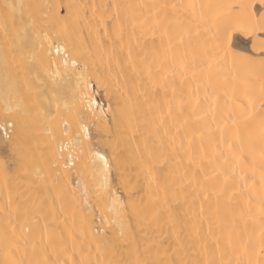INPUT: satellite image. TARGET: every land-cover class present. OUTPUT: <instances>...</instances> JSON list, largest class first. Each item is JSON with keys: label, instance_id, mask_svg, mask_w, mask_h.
<instances>
[{"label": "bare ground", "instance_id": "obj_1", "mask_svg": "<svg viewBox=\"0 0 264 264\" xmlns=\"http://www.w3.org/2000/svg\"><path fill=\"white\" fill-rule=\"evenodd\" d=\"M6 3L36 29L21 50L0 16V261L264 264V0Z\"/></svg>", "mask_w": 264, "mask_h": 264}, {"label": "snow or ice", "instance_id": "obj_2", "mask_svg": "<svg viewBox=\"0 0 264 264\" xmlns=\"http://www.w3.org/2000/svg\"><path fill=\"white\" fill-rule=\"evenodd\" d=\"M31 7H32V5H25L23 3H21V4H15V3L7 4L6 3L3 5V11L0 12V16L3 17V26L5 28V35L6 36L9 35L8 28H9V23L11 22V27L15 31V36L20 41L19 47L21 48V50L28 47L29 33H30V31L35 32V29H36V21L30 13L28 14L27 21H25V19H24L25 14H26V9H29ZM17 10H19V23H17V19H18L17 18ZM261 31H264V25L261 26ZM230 39L231 38L228 34V29L225 28L224 29V40H225V42L230 43ZM41 47H43V46H41ZM60 50L61 49L57 46L56 51L59 52ZM226 52H227V50H226ZM5 63H6V67H7V60ZM40 64H41V66H43V61H41ZM261 71H262V74H264V61H261ZM51 75H52L53 83H55V75H58V72L55 74H51ZM26 83H27V81H26ZM40 84L41 85L44 84V81H40ZM40 91H41L40 88L37 87L35 90V94H36L37 98L40 95ZM18 95L20 96V100H21L22 104L34 102V98H33L31 89H29V93L27 96H25L23 94V92H19ZM261 103H262V105H264V80H262V83H261ZM262 124H264V122H262ZM83 133H84L83 140L77 138L76 140L71 142L72 149H71L69 156L65 160V166H67L69 160L72 161L73 166H75L77 163H80L83 161V168L84 169L88 168L89 165H88L87 161L83 160V154H82L83 153V141L88 139V128L87 127H83ZM65 135H67V132L65 133ZM221 142L226 145L227 151L229 153H231L232 161L239 163L242 154H237L233 150V145L224 139L223 131L221 134ZM76 145H79L81 148V154H79V155L75 154V146ZM61 152H63V147H61ZM89 154H91V148H89ZM95 156L98 157V160L100 162H102V164H103L102 171H104L105 175H106L107 170L109 168L108 159L105 157V155H103L99 151H97L95 153ZM217 159H223L225 161V164L229 163L228 159L222 155L217 157ZM92 165H93V167L96 166V160L95 159H93ZM201 171H203V169H201ZM230 175H232V173L227 168H224L217 173V179H219L220 177H223L224 181H225V187L221 188L219 190V192L216 193L217 195H219L221 193L226 194V192H227V187H226L227 179ZM234 178L235 177L233 176V179ZM77 183L79 184V181H77ZM261 184H264V173L261 174ZM246 186H247V181H245V187ZM108 194L110 196L112 195L110 189L108 190ZM207 198H208V196L206 194L205 199H207ZM259 202L261 205L260 210H259V220H260V225H261V232H262V235H264V196H262L260 198ZM10 203L11 202H9V204ZM251 203H252V200L250 198L249 204H251ZM248 215H250V216L252 215L251 208L248 209ZM10 223H11V232L15 233L16 232V223H12V222H10ZM33 224H38V218L33 219L32 217H30L28 210L25 209L24 210V220H23V223L20 224V227L24 231L31 233L33 231V228H32ZM44 227L47 228V225H44ZM4 239L6 242V249H5L6 254L9 256H12L13 246L9 245L7 243V241H8L7 232L5 233ZM35 248H36V246H35V244H33V252L34 253H35ZM15 250L18 252L19 248L17 247ZM0 264H24V261H23V259H16L15 257H13L12 259H6L4 261H0ZM28 264H41V261H39V260H36L35 262L29 261ZM44 264H48V261L45 260ZM51 264H57V262L52 261Z\"/></svg>", "mask_w": 264, "mask_h": 264}, {"label": "rangeland", "instance_id": "obj_3", "mask_svg": "<svg viewBox=\"0 0 264 264\" xmlns=\"http://www.w3.org/2000/svg\"><path fill=\"white\" fill-rule=\"evenodd\" d=\"M63 8H64V7L62 6V7H60V9H59V10L61 11V13L64 12V11H63Z\"/></svg>", "mask_w": 264, "mask_h": 264}]
</instances>
